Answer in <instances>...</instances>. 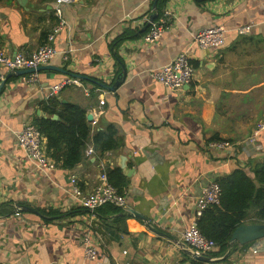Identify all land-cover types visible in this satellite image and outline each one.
<instances>
[{
    "label": "crops",
    "instance_id": "obj_1",
    "mask_svg": "<svg viewBox=\"0 0 264 264\" xmlns=\"http://www.w3.org/2000/svg\"><path fill=\"white\" fill-rule=\"evenodd\" d=\"M153 1L70 0L51 43L56 53L44 65L49 70L34 73V80L33 74L6 80L0 92V264H196L181 235L192 223L201 190L236 169L252 177L251 167L264 163V132L246 142L255 125L264 123V0H164L160 16L168 14L170 28L151 45L142 36L123 40L114 50L119 66L112 44L145 31ZM54 7V0H0L1 50L13 56L42 45L57 24ZM217 25L226 30L221 48L193 43L198 31ZM245 25L250 32L238 35ZM181 52L193 66V80L183 91H169L152 72ZM122 67L124 81L114 92L106 90ZM9 71L0 67V82ZM70 78L80 86L63 88L56 101L90 114L91 135L113 126L121 147L87 156L88 145L74 168L54 163L40 170L16 135L35 117L46 118L42 105L49 89ZM212 139L232 148L209 150ZM104 159L112 163L106 172L122 163L128 169L129 175L121 169L125 206L118 214L102 209L91 218L72 195L70 178L76 177L82 192L91 191L100 184ZM86 233L97 251L93 260L84 256ZM217 252L214 247L202 254L211 259L202 263L264 264V238L237 245L226 260L227 251Z\"/></svg>",
    "mask_w": 264,
    "mask_h": 264
},
{
    "label": "built area",
    "instance_id": "obj_2",
    "mask_svg": "<svg viewBox=\"0 0 264 264\" xmlns=\"http://www.w3.org/2000/svg\"><path fill=\"white\" fill-rule=\"evenodd\" d=\"M70 0H54V14L57 18V24L52 28L47 35L46 41L33 51H20L13 56L6 54L0 48V67L7 70H33L32 79L34 80V73L40 66L46 65L55 55L56 51L51 43L55 40L56 35L61 31L64 20L62 18V6L67 4ZM165 14L154 19L148 26L147 32L142 36V41L145 44L155 43L170 26V19ZM251 25L238 27L236 33L238 35H246L250 32ZM226 30L222 25L206 27L198 31L193 36V43L201 49H218L224 45V34ZM64 60L67 56L64 55ZM193 66L189 60L187 53L181 52L172 61L159 67L152 72L153 79L163 88L173 91H183L188 87L193 80ZM67 86H80L78 79L70 78L61 83L53 85L49 89L48 97H53L59 91ZM104 101L99 99V105H103ZM264 132V123H257L251 132L246 142L253 143L254 140ZM18 146L25 152L26 157L32 161L35 166L42 170H49L54 168V162L51 161L45 153V138L40 135L37 128L32 123L24 124L21 130L16 135ZM232 148V143L226 140H211L207 143L209 150H226ZM94 154L91 147L86 149V155ZM112 163L109 160L99 161V181L100 184L89 192H82L76 184V177L71 176L70 185L72 195L79 201L80 208L86 213L90 214L91 218L96 217L97 211L105 206L112 205L119 209L124 208L125 198L118 190L107 181L106 169ZM221 189L215 182L209 183L201 190V193L196 198V206L194 211V218L189 228L182 232L181 238L187 249L205 254L216 246L211 239L204 237L198 229V221L202 216L203 211L212 206L219 205V197ZM84 256L87 259L93 260L97 256V251L93 245L90 233H86L83 237ZM256 253V249L253 251Z\"/></svg>",
    "mask_w": 264,
    "mask_h": 264
},
{
    "label": "trees",
    "instance_id": "obj_3",
    "mask_svg": "<svg viewBox=\"0 0 264 264\" xmlns=\"http://www.w3.org/2000/svg\"><path fill=\"white\" fill-rule=\"evenodd\" d=\"M162 1L164 0H158L156 3V19L160 17ZM147 30L148 27L137 35L120 37L112 44L111 53L119 66L122 61L114 51L117 45L129 37L143 36ZM42 111L46 114V118L35 117L32 124L45 138L46 156L62 169H72L80 163L88 145L92 146L97 156L114 152L121 147V139L113 126L97 130L91 135V126L86 121V112L77 105L60 104L53 96L48 97L43 103ZM54 115L58 117V120L51 119ZM106 175L108 182L120 194H123L127 179L122 170L117 166L112 167ZM251 175L252 177L244 170L236 169L229 176L217 180L215 183L221 189L219 205L203 211L198 221L199 232L215 242L218 254H225L226 251L232 253L237 249V244L231 247L229 245L236 227L243 223L264 224V163L251 167ZM102 209L109 215L119 212V208L112 205H105L99 210ZM251 212L253 219H249ZM47 218L43 216V219L47 220ZM196 262V264H203Z\"/></svg>",
    "mask_w": 264,
    "mask_h": 264
},
{
    "label": "water",
    "instance_id": "obj_4",
    "mask_svg": "<svg viewBox=\"0 0 264 264\" xmlns=\"http://www.w3.org/2000/svg\"><path fill=\"white\" fill-rule=\"evenodd\" d=\"M18 1H25V0H18ZM158 0H154L152 4V14L148 17L147 24L145 26V29L149 26V24L157 17V11H156V3ZM40 70H49V68L45 66H40L36 69V72ZM34 71L33 70H15V71H9L8 75L5 77L3 81L0 82V92L2 88L4 87V84L8 78L11 76L13 77H19V76H24V75H29L32 74ZM125 79V70L122 67V71L117 75L114 83L110 87H105L106 90L114 92L119 85L124 81ZM53 120H58L57 116H52ZM86 121L91 122L92 117L90 114L86 115ZM121 169H123V172L126 175H129L128 169L125 167V165L122 163L120 165ZM209 182H215L214 179L210 180ZM208 182V183H209ZM26 208V207H24ZM23 209H17V211H22ZM24 211L37 214V212L31 208H26ZM134 218L140 219L145 223V227L147 228L148 231H150L153 234H160L157 230H155L153 227H151L150 223L146 221L143 217L140 215L133 213ZM264 238V224H249V223H243L240 226L236 227L235 230L233 231L229 245L230 247L237 244L239 246H244L249 243H254L259 240H262ZM189 250V249H188ZM190 255L197 261L200 262H209L211 259L209 257H206L202 254H199L197 252H193L189 250ZM229 255V252H227L223 258L227 257Z\"/></svg>",
    "mask_w": 264,
    "mask_h": 264
}]
</instances>
